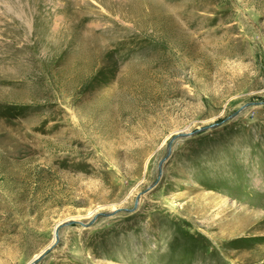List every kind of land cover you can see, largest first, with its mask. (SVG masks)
Here are the masks:
<instances>
[{
  "label": "rangeland",
  "instance_id": "374dc122",
  "mask_svg": "<svg viewBox=\"0 0 264 264\" xmlns=\"http://www.w3.org/2000/svg\"><path fill=\"white\" fill-rule=\"evenodd\" d=\"M62 223L37 264H264V0H0V264Z\"/></svg>",
  "mask_w": 264,
  "mask_h": 264
},
{
  "label": "water",
  "instance_id": "95a60500",
  "mask_svg": "<svg viewBox=\"0 0 264 264\" xmlns=\"http://www.w3.org/2000/svg\"><path fill=\"white\" fill-rule=\"evenodd\" d=\"M161 171L162 170H161V166H160V172ZM136 206H137V203H136ZM62 225H63V223L61 225L59 224V226L56 227L55 239H54L53 243L48 248H46L44 251H42V253H40L39 255L35 256L32 260H30L27 264H37L46 255V253L54 247V244L60 240V227Z\"/></svg>",
  "mask_w": 264,
  "mask_h": 264
},
{
  "label": "bare ground",
  "instance_id": "6f19581e",
  "mask_svg": "<svg viewBox=\"0 0 264 264\" xmlns=\"http://www.w3.org/2000/svg\"><path fill=\"white\" fill-rule=\"evenodd\" d=\"M39 255V254H38ZM37 256V255H36Z\"/></svg>",
  "mask_w": 264,
  "mask_h": 264
}]
</instances>
